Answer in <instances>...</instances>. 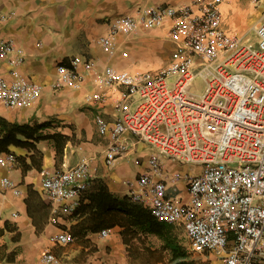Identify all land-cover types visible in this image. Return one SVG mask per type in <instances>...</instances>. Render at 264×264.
I'll return each instance as SVG.
<instances>
[{"label":"crops","instance_id":"1","mask_svg":"<svg viewBox=\"0 0 264 264\" xmlns=\"http://www.w3.org/2000/svg\"><path fill=\"white\" fill-rule=\"evenodd\" d=\"M199 1L0 0V12L6 17L0 21V43H13V51L5 58L0 56V79L33 85V92L19 107L7 109L0 102V118L17 124H47L39 131L46 138L34 143V150L10 146L9 152L0 153V263L8 264L7 259L14 256L37 258L38 264H44L46 252L65 246L57 242L60 233L68 234L70 243L77 242L80 248L98 249V243L106 240L113 248L124 247L125 251L132 244L148 246L151 239L164 245V239L156 234L133 228L131 215L121 202L139 193L136 180L148 175L162 181L166 198L187 204V175L200 168L161 158L159 171L152 172L148 165L152 149L144 153L145 143L136 137L124 133L114 138L109 131L135 97L128 95L125 87L105 85L95 77L107 67L116 75L155 73L166 67L173 48L182 39L172 32L174 18L159 26L141 25L132 32H121L108 47L102 40L119 19H137L161 6L173 8L178 14L188 9L196 11ZM219 10L224 30L249 40L241 35L240 28L262 19L264 1L223 0ZM58 64L72 67L83 76L78 89L57 84ZM12 71H17V76ZM97 97L102 100L97 101ZM97 119L106 125L105 134L99 133ZM116 143L122 151L108 162L109 148ZM7 155L14 157L13 164L1 163ZM82 160L89 165L91 183L79 199L77 212L68 214L64 206L48 199L41 179L45 173L73 167ZM4 179L13 188L4 187ZM141 205L150 211L148 199ZM164 223L171 227L178 245L177 238L185 241L182 248L187 261L192 253L182 226ZM102 230L108 235L101 236ZM201 256L207 264L216 262L212 254Z\"/></svg>","mask_w":264,"mask_h":264},{"label":"built area","instance_id":"2","mask_svg":"<svg viewBox=\"0 0 264 264\" xmlns=\"http://www.w3.org/2000/svg\"><path fill=\"white\" fill-rule=\"evenodd\" d=\"M251 1L259 4L264 0ZM222 2L201 0L196 11L179 14L161 6L137 19L115 21L102 40L104 47L121 32H132L141 25L159 26L173 18L172 32L182 39L173 48L168 65L155 73L116 75L107 67L95 79L109 86L121 85L135 97L108 130L114 138L128 133L148 145L152 172L159 171L161 158L200 168L187 175V204L166 198L162 181L148 175L137 178L140 192L130 199L140 204L148 199L155 219L180 224L189 251L212 254L216 259L212 264H264V14L253 26L250 41L224 30L219 10ZM5 18L0 12V21ZM12 51L11 41L0 43L1 57ZM56 74L59 86L78 89L84 80L63 64L57 65ZM12 75L17 76V71ZM32 92L31 84L0 79V102L7 109L22 105ZM97 126L100 134L107 132L101 119ZM121 151L120 145H112L108 162ZM14 161L7 155L1 163ZM90 183L89 165L82 160L73 167L45 173L41 188L53 204L72 214ZM2 184L13 188L8 179ZM14 193L18 191L14 189ZM100 234L107 236L108 231ZM71 241L66 233L57 237L61 245ZM43 260L56 262L49 253Z\"/></svg>","mask_w":264,"mask_h":264},{"label":"rangeland","instance_id":"3","mask_svg":"<svg viewBox=\"0 0 264 264\" xmlns=\"http://www.w3.org/2000/svg\"><path fill=\"white\" fill-rule=\"evenodd\" d=\"M254 20H252L253 22L249 23V25L243 24L240 28L241 35L245 34L244 37L249 38L250 41L254 39L252 33ZM150 149L151 148L146 144L142 146L144 153L149 152ZM181 165L192 166L187 164ZM177 240L179 245L183 247L185 241L179 238H177ZM148 243V246L143 243L140 245L132 244L125 251L124 247L118 248L115 246L113 248L108 240L100 241V243H98V249L95 247L80 248L79 244L76 242L74 244L69 243L57 251L51 250V252L48 253H54L53 255H56V262L54 264H173L171 252L165 245L161 244L160 240L151 239L148 240ZM110 246L112 247L111 251L108 248ZM18 253L19 251H16V254ZM7 261L8 264H38L37 262H39L37 258L22 257L15 259L14 256H10ZM207 262L208 261L204 260L201 255L189 254L187 257V263L189 264H207ZM0 264L7 263L1 262ZM44 264L50 263L45 262Z\"/></svg>","mask_w":264,"mask_h":264},{"label":"trees","instance_id":"4","mask_svg":"<svg viewBox=\"0 0 264 264\" xmlns=\"http://www.w3.org/2000/svg\"><path fill=\"white\" fill-rule=\"evenodd\" d=\"M46 126V123L33 125L10 123L0 118V153L9 152L10 146L34 150V143L46 138L39 135V131ZM28 167H24V171ZM121 203L125 205L126 213L131 215L133 228L138 227L147 230L164 239V245L171 252L173 264H189L185 261V250L174 241L170 226L164 222H158L150 211L131 199L124 198ZM78 208L74 213L77 212Z\"/></svg>","mask_w":264,"mask_h":264}]
</instances>
